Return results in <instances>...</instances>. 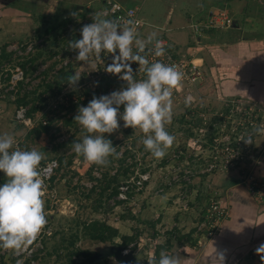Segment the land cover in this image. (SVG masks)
<instances>
[{"label":"rangeland","instance_id":"1","mask_svg":"<svg viewBox=\"0 0 264 264\" xmlns=\"http://www.w3.org/2000/svg\"><path fill=\"white\" fill-rule=\"evenodd\" d=\"M178 1L180 9L173 11H181L185 23L170 29L184 28L192 38L182 40L175 31L172 39L159 14L153 11L154 18L148 19L151 13L145 8L140 34L146 39L156 33L151 44L166 43L175 57L192 60L199 72L194 81H181L172 92V119L165 128L174 136L173 144L157 158L144 147L145 134L138 127H120L105 133L120 153L110 155L105 164L87 161L71 147L86 134L73 120L78 107L94 94L126 86L119 74L105 70L111 59L86 65L76 59L78 50L68 47L70 40L80 38L79 22L87 14H98L99 1L18 2L26 21L22 15L14 17L21 21L17 31L10 28V34L0 37V133L13 135V148L38 149L44 157L39 167L52 158L58 162L43 197L47 223L36 264H122L116 248L128 249L125 253L136 264L158 260L161 252L175 255L178 264H195L197 258L201 264H216L211 260L224 256V250L216 254L213 244H232L234 234L241 235L250 224L249 208L238 203L243 201L228 181L236 176L237 185L246 189L255 182L253 197L264 198V131L254 132L264 129V66L255 64L252 55L263 49L247 41L229 44L263 34L264 0H165L172 8ZM219 11L232 24L201 31L208 45L199 47L190 23ZM202 54L210 59L194 60ZM131 63L134 77L143 78L138 63ZM17 67L22 79L9 89L8 78ZM75 70L81 75L71 86L66 77ZM19 105L30 124L17 118ZM249 136L252 141L246 143L243 138ZM6 179L0 170V183ZM121 186H126V197L118 194ZM94 222L111 226L115 235L92 238ZM228 231L233 233L230 239ZM252 251H244L248 254L240 264H264V253ZM20 256L0 248V264H16Z\"/></svg>","mask_w":264,"mask_h":264},{"label":"clouds","instance_id":"2","mask_svg":"<svg viewBox=\"0 0 264 264\" xmlns=\"http://www.w3.org/2000/svg\"><path fill=\"white\" fill-rule=\"evenodd\" d=\"M134 25L133 19L121 23L93 14L92 22L80 28V38L70 40L68 44L69 48L78 50L76 59L86 65L100 59L101 53H111L112 62L105 70L119 74L126 82V86L110 93L94 94L87 105L78 107L73 118L86 134L71 143L72 150L96 164H105L112 154L120 155L112 140L105 136L120 127H138L145 134L142 138L144 147L157 158L163 157L165 149L174 141L165 124L172 119L171 96L183 73L176 65L161 60L150 62L142 53L156 33L141 39ZM164 52L165 48L156 40L153 54L159 57ZM131 62L138 63V69L145 74L143 78L134 77ZM80 75L76 70L69 74L66 77L68 84L75 86ZM189 102L190 98H186L185 103ZM120 121H123L122 125ZM261 131L264 129H254L256 133ZM243 139L246 143L252 141L251 136ZM14 143L13 135L0 133V170L7 177L0 183V248L13 249L19 254L36 240L47 220L42 198L44 179L39 167L43 154L36 148H13ZM256 251L264 253V242ZM261 259L264 260V256ZM149 264H178V260L175 255L161 252L159 259L153 258Z\"/></svg>","mask_w":264,"mask_h":264},{"label":"built area","instance_id":"3","mask_svg":"<svg viewBox=\"0 0 264 264\" xmlns=\"http://www.w3.org/2000/svg\"><path fill=\"white\" fill-rule=\"evenodd\" d=\"M99 5H97V13L103 16L104 18H110V19H117L121 23L126 22L128 19H133L135 21V29L137 32V35L140 37L141 34V28L143 24V18L141 17V7L140 5L138 6H128L125 5L119 1L116 0H98ZM87 14L85 18H83L79 22V27L81 28L82 25L91 23L93 19V15ZM95 14V13H93ZM90 18V19H89ZM232 24L231 18L226 14L224 11H219L214 14H211L205 19H199L196 21H192L190 23L191 29L195 33H200L203 30H208L212 28H227ZM162 46L165 48V52L162 56H159V59L163 61L164 63L168 64H173L178 67V69L183 73L182 80L183 82L185 81H194L196 79L195 74H199L197 72V66L194 64L192 60H186L184 58H177L173 54V52L169 49L170 46H168L166 43H161ZM154 45L155 44H149L148 47L146 48L145 52L142 53L148 57L150 61H153V58L156 57L153 54L154 51ZM30 48V46H28ZM135 50V49H134ZM75 51V50H74ZM1 54V50H0ZM74 55V53H73ZM109 58L111 59L112 54L111 53H101V58L97 59V61L101 62L103 58ZM16 73L11 74L8 78V83H9V89H14V86L17 84L20 79H22V71L17 67L16 68ZM16 83V84H15ZM15 84V85H14ZM16 116L19 118L21 121H23L25 124H30L31 120L26 117V111L22 106H18L16 110ZM58 162L57 159H50L48 160L43 166H40V169L42 170L43 173V179H44V185H43V197L45 193L47 192V182L51 175L53 174L54 170L57 168ZM138 183V180H137ZM140 183V181H139ZM138 183V184H139ZM142 183V182H141ZM140 183V184H141ZM255 182H251L248 187L252 191V193H255ZM126 186H121V190L119 191V196L120 197H126L125 195V190ZM42 197V198H43ZM46 224L42 227L40 233L38 234L36 240L28 246V248L19 254L16 253V255H21L17 261H21V264H36L38 259H37V251L38 249L43 247L42 244V235L45 231ZM6 250L3 248V251ZM123 253L129 252L128 249L122 250ZM17 264V262H16Z\"/></svg>","mask_w":264,"mask_h":264},{"label":"crops","instance_id":"4","mask_svg":"<svg viewBox=\"0 0 264 264\" xmlns=\"http://www.w3.org/2000/svg\"><path fill=\"white\" fill-rule=\"evenodd\" d=\"M5 1L6 2H4V0H0V37L1 38L5 37L6 33H9V34L11 33L10 28H13L17 31L16 27H18V25H21V24H19V22H21V21L24 22V20L26 21V18L23 17V14H25L23 9H25V8L23 7V5L18 4L19 1L21 2L24 0H5ZM30 1L35 2L36 0H30ZM10 2H14V3L11 4ZM177 3H178V6L176 5L175 7L172 8L169 6V3L165 2V0H142V3H141L142 6L141 5L140 6H141V8L147 9L149 11L148 14L151 13V14H149L148 19L154 18L153 11L159 14L158 15L159 19L162 18V20H161L162 28L166 27V31H167L166 34H168L171 38H172L173 32L175 33V31L179 32L178 37L181 38L182 40H184L186 37L192 38L193 36L188 34L184 30V28L182 30L170 29V27L171 28H173V26L179 27V26H182V23H185L182 12L181 11H173L174 9H178V8L180 9L179 5L181 4V1H178ZM20 15H22V17H23V19L21 21L14 18V17L20 16ZM19 31L20 30L18 29V32ZM164 31H165V29H164ZM195 34H196L195 36L197 38L196 43L199 44V47L208 45L205 43L207 40H204V38L206 37V32L195 33ZM237 40H239V41H236V42L232 41V44H229V45L235 46L237 43H240V41H242V42L247 41V43H249V44L256 43V45H257L256 47L263 49L261 58L264 57V32L261 36H259V38L257 40H251V39L246 40V39H240V38H237ZM249 44H247V45H249ZM201 53H203V52H201ZM208 58L210 59V57L203 56V54H202V57L196 56L194 58V60L195 59L196 60L205 59L207 61ZM245 59H247V58L242 59L243 63H245ZM261 63L262 62H260L258 65H260ZM245 79H246V77H245ZM260 102H262V101H260ZM233 186H234L233 188L236 189L238 192L237 195L243 201V202L239 201L238 203H240V205L243 207L245 205L249 206L250 207L249 212L252 215V220H250V224L248 226H245V225L243 226L242 234L239 236H237L238 234H234V236H235L234 239H236V240L233 242V246L235 248L241 249V250H244L246 248L245 250H247V252L251 248H253V251L251 252V253H253L256 251V248L260 245V243L264 242V198L255 200L253 195L251 196V194H249V192H247V190L245 188H243V187L240 188L239 185H237V184L233 185ZM240 199H236V200L231 199V201L233 203L234 201L237 202ZM246 206L244 208H246ZM253 208L254 209L258 208L259 213L256 214L255 212H252ZM254 216H255V218H254ZM243 224H246V223L243 221ZM231 234L233 235V233L229 231L230 236H231ZM228 254L232 256L231 248H230V251L228 252ZM247 254L248 253H246L244 256H242L241 259L245 258V256ZM244 260L245 259H242L241 261L238 260L239 263H238V261L234 262L233 260H231L232 261L231 264L244 263Z\"/></svg>","mask_w":264,"mask_h":264},{"label":"trees","instance_id":"5","mask_svg":"<svg viewBox=\"0 0 264 264\" xmlns=\"http://www.w3.org/2000/svg\"><path fill=\"white\" fill-rule=\"evenodd\" d=\"M10 3L12 4L14 2H10ZM128 6H132V5H128ZM252 55H253L254 60H256V62H254L255 64L256 63L259 64L260 62L264 63V57L261 58L262 51H256V53H253ZM246 58L249 59V57H246ZM247 62H249V61L247 60ZM263 66H264V64H263ZM260 103H262V102H260ZM239 182H240V180L236 176H230L229 181H228V184L231 186V185H235V184H237ZM248 189H246L247 192H249V194H251V196H252L253 195L252 194V191L250 189L249 190ZM231 203H232V201H231ZM246 207L247 208H250L249 206H246ZM252 210H253L252 212H255L256 213V211H255L256 209L253 208ZM254 218H255V216H254ZM91 227H94L93 228L94 229V232L92 234V238H95V239L106 240V239H109L110 237L114 236L115 235V232H116V230H114L113 228H111V226H108V225L103 224V223L99 224L97 222H94V223L91 224ZM98 229L100 230V232H97ZM229 237H230V235L227 238L230 239ZM232 238H233V239H231L232 244L231 243H227L228 246H226V247L225 246H217V244L220 243V242H217L216 244H213L212 250L215 249V253L218 254V255L219 254H222L221 251L224 250L223 251L224 252V256L215 257L216 260H214V261L211 260L212 262H215L216 264H223V263L224 264H231L232 263L231 260H233L234 262H236V261L240 260L241 257L244 256L247 253V252L246 253L244 252L246 248L244 250H242V251H241V249L235 248L233 246V242L236 239H234V237H232ZM220 247H222V248H220ZM230 248H231V253H232V256L233 257L228 254V252L230 251ZM195 264H201L200 258H197V262H195Z\"/></svg>","mask_w":264,"mask_h":264},{"label":"water","instance_id":"6","mask_svg":"<svg viewBox=\"0 0 264 264\" xmlns=\"http://www.w3.org/2000/svg\"><path fill=\"white\" fill-rule=\"evenodd\" d=\"M115 257L120 259L122 264H136V262L131 258L129 253L123 254L122 252H119L117 248Z\"/></svg>","mask_w":264,"mask_h":264}]
</instances>
